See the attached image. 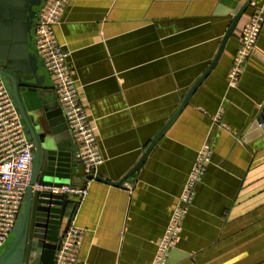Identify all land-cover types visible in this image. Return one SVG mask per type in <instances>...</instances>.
<instances>
[{
	"label": "crops",
	"instance_id": "1",
	"mask_svg": "<svg viewBox=\"0 0 264 264\" xmlns=\"http://www.w3.org/2000/svg\"><path fill=\"white\" fill-rule=\"evenodd\" d=\"M261 1L241 2L237 11L246 10L223 48L234 13H216L220 0L70 1L55 35L105 158L89 182L81 164L75 173L67 167L65 183L88 185L63 220L71 213L85 229L77 264H151L205 141L211 161L167 264H264V122L254 124L264 108V23L238 84L228 81Z\"/></svg>",
	"mask_w": 264,
	"mask_h": 264
},
{
	"label": "water",
	"instance_id": "2",
	"mask_svg": "<svg viewBox=\"0 0 264 264\" xmlns=\"http://www.w3.org/2000/svg\"><path fill=\"white\" fill-rule=\"evenodd\" d=\"M242 1L220 0L216 9V13H234L231 26L223 38L222 48L246 10L244 7L237 11ZM44 2L0 0V74L8 86L33 147L31 181L17 220L0 247V264H52L59 243L72 222L70 213L66 223H63L67 206L72 201L75 208L80 198L78 194H57L46 188L34 187L36 183L42 187L61 185L65 183V178L70 177L68 166L73 165V173L80 168L71 132L57 100L53 79L35 48V28ZM251 3L252 0H248V4ZM222 48L213 64L193 84L179 108L125 178L140 168L159 138L190 102L195 89L213 67ZM260 122H264V108L254 124ZM261 128L259 132H264V125Z\"/></svg>",
	"mask_w": 264,
	"mask_h": 264
},
{
	"label": "built area",
	"instance_id": "3",
	"mask_svg": "<svg viewBox=\"0 0 264 264\" xmlns=\"http://www.w3.org/2000/svg\"><path fill=\"white\" fill-rule=\"evenodd\" d=\"M71 0H45L36 24L35 48L47 67L61 110L65 116L75 152L83 166L87 182L97 177L105 158L98 145V133L87 111L85 99L76 84L67 52L55 35V26ZM264 23V0L255 6L251 17L245 22L240 45L228 73L230 85H237L245 66L256 47ZM213 121L221 124L219 116ZM212 144L205 141L199 149L183 190L174 208L168 226L158 243L151 264H167L170 252L176 247L183 221L193 203L196 186L204 178L211 161ZM33 164V147L26 134L24 122L15 106L12 95L0 74V247L6 241L20 212L26 190L30 184ZM53 193L78 194L83 198L88 185L69 183L40 186ZM85 229L71 222L62 237L52 264H77Z\"/></svg>",
	"mask_w": 264,
	"mask_h": 264
}]
</instances>
